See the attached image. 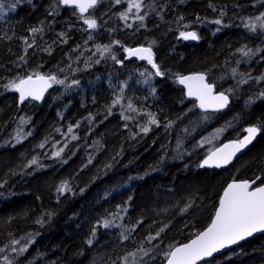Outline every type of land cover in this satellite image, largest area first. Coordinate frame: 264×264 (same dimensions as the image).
Instances as JSON below:
<instances>
[{
  "label": "trees",
  "instance_id": "obj_1",
  "mask_svg": "<svg viewBox=\"0 0 264 264\" xmlns=\"http://www.w3.org/2000/svg\"><path fill=\"white\" fill-rule=\"evenodd\" d=\"M127 7L128 0H99L85 16L99 27L89 30L76 9L58 0H0V248L9 246L0 264L5 255L13 264H122L120 257L137 251L141 241L151 247L146 237L161 228L152 242L158 249L143 260L164 264V252L210 223L230 180L260 176L264 183V132L230 167H199L212 147L239 138L247 125L264 124V79H256L264 75V32L243 27V20L264 13V0H143L140 13L133 9L121 19ZM181 31L200 39L182 40ZM108 44L122 64L108 54L100 58L96 45ZM150 44L165 75L145 83L151 69L125 60L124 48ZM245 45L261 51L242 56L237 49ZM193 72L205 73L218 91L232 90L224 111L202 113L185 98L176 76ZM36 73L65 83L53 84L40 103L19 104L17 92L5 85ZM73 80L79 85L67 87ZM249 98L254 102L246 104ZM149 113L159 126L148 125ZM146 125L147 134L141 131ZM219 129L223 136L216 141ZM33 157L39 166L25 167ZM65 181L72 191L59 195ZM104 219L115 226H97ZM121 233L130 238L122 241ZM29 239L22 255L11 252L13 240L19 247ZM202 264H264V235Z\"/></svg>",
  "mask_w": 264,
  "mask_h": 264
},
{
  "label": "snow or ice",
  "instance_id": "obj_2",
  "mask_svg": "<svg viewBox=\"0 0 264 264\" xmlns=\"http://www.w3.org/2000/svg\"><path fill=\"white\" fill-rule=\"evenodd\" d=\"M99 0H58L59 5L74 7L78 10L81 18L83 19L84 24L87 25V29L95 30L99 27L97 20L95 18L85 17L84 14L90 9H94ZM123 0H115L116 4L122 3ZM143 7V0H128L127 11L121 13V19H127L128 13L135 9L136 13H140L141 8ZM15 8V5H13ZM51 14V13H50ZM146 15V13H145ZM224 13L221 11V16ZM136 19L143 21L144 15H137ZM199 19V18H198ZM213 23L220 25L222 23L221 19H216ZM130 27V25H129ZM243 27L250 32H256L258 29L264 32V13H261L255 18L249 17L243 20ZM40 28L30 29L31 33L40 32ZM219 31V29H217ZM64 36V33L60 34ZM180 38L183 40H198L200 37L195 31H181ZM89 39H92V36H89ZM27 43V41H25ZM119 41H113L112 44H119ZM112 44L108 45H96V51L99 53L101 59L105 58V55H110L111 59L117 64H122L123 61L117 59L116 55L113 54ZM28 47H31V44H27ZM125 53L128 57L135 56L142 61H147L153 69L154 73H141L142 76H145V83H148L152 75L155 76H164L165 73L162 72L159 66L154 62L153 50L151 44L148 47H138L135 49L124 48ZM237 51L245 57H250L255 54V52L261 51L259 48L253 51V49L248 48L246 45L237 49ZM95 55V53H94ZM23 60L24 58L21 57ZM100 63V59L95 61ZM233 73L236 72V69H232ZM251 79V77H249ZM257 81L264 79V75L256 78ZM176 81L183 85L187 89V96L194 97L198 101V107L202 112H218L226 107L230 103L229 92L227 91H214V85L206 81L205 73H195L190 75H177ZM246 79H241L239 83H247ZM65 81L58 79L55 75H41L36 73L35 75L29 74L24 78H18L16 80L10 81L5 85L6 89L15 91L19 93L20 102H24L26 99L31 98L32 100H41L43 98L44 92L50 88L53 84H64ZM78 80H73L71 85H79ZM156 89L153 87L152 92L155 93ZM123 92V87L121 88ZM260 99H264V91H261L259 94ZM253 98H249L246 104L253 103ZM120 103L119 97L113 101V104ZM131 108V105H129ZM109 114H111V109H109ZM148 125L159 126V121L156 119L154 114H148ZM127 119V117H124ZM205 120L209 119L207 115L203 117ZM174 121H169L165 127H171ZM146 125L141 128V131L147 134L150 131V127ZM127 127V125H125ZM72 131V128L69 127V132ZM187 131V129H185ZM224 129H219L217 135L222 133ZM247 135L243 139L232 141L228 144H225L222 148H218L215 151L211 152L206 159L202 161L200 167L205 166L216 168L221 167L222 165L228 164L237 153L245 149L252 141L256 138L258 134L264 132V124H257L249 126L245 129ZM73 139L76 137L73 136ZM135 138V135L133 136ZM44 145L41 144L40 147ZM181 147L180 142H177V148ZM63 148L59 151L54 152L53 157H60L63 152ZM65 163L67 161H64ZM91 163V160L89 161ZM32 165H38V161L35 157L28 162L25 167H31ZM130 180L136 179V177H130ZM143 179V177H139ZM261 180L260 176H257L255 180L248 181H236L233 180L227 185L224 189L223 194L219 198L218 206L215 208L214 216L211 219V223L208 227L199 232L194 239L190 240L188 243L181 244L179 246L170 247V249L163 253L166 264H197L198 261L203 260L206 257H211L213 253L219 252L222 249H225L229 246L236 245L245 239L252 237L255 233H264V183L256 186V182ZM3 185L0 184V188ZM72 189L69 187L68 182H63L58 188L57 192L59 195H64L66 192H70ZM83 191V190H81ZM129 200L132 197L128 198ZM191 203L186 205L184 209H181L182 212L187 211L191 207ZM119 207V206H118ZM126 210V209H125ZM50 215L51 214H47ZM37 223L43 224V219L37 220ZM137 224L142 223V221H137ZM97 226L103 227L105 229L114 227L112 220L104 219L102 221H97ZM97 226L93 227L91 237L87 240V243L91 245L93 239L96 235ZM167 227V226H165ZM133 231L135 230V225H133ZM164 231V228H161L160 231L156 232L155 235H149L146 237V242L151 247H144L145 241H141V247L137 251L128 252L125 256L120 257L122 264H144L143 258L149 256L153 248L158 249V245H153V241L156 240L161 232ZM130 238V233L125 234L121 233V240L126 241ZM32 243V240L29 239L24 245H20V241L13 240L11 242V252L16 255H22L27 251V244ZM9 247L6 245L4 248H0V253L5 252V249ZM4 264H13L12 260L8 255L3 256Z\"/></svg>",
  "mask_w": 264,
  "mask_h": 264
},
{
  "label": "water",
  "instance_id": "obj_3",
  "mask_svg": "<svg viewBox=\"0 0 264 264\" xmlns=\"http://www.w3.org/2000/svg\"><path fill=\"white\" fill-rule=\"evenodd\" d=\"M64 7H66V8H68V9H75L74 7H68V6H64ZM89 12V11H88ZM88 12H86L85 14H84V16L88 13ZM182 39V38H181ZM183 40V39H182ZM188 42H191L192 40H187ZM138 47H141V46H135V47H130V48H132V49H135V48H138ZM143 47H147V46H143ZM128 54L127 53H125L124 52V56L126 57ZM125 60H134V61H136L138 64H143V63H146L147 61H142V60H140L138 57H135V56H131V57H128V59H125ZM195 73H202V72H193V73H187V74H183V75H190V74H195ZM206 81H207V78H206ZM208 82V81H207ZM177 84L179 85V87L183 90V92H184V96H185V98L187 99V100H189V101H194L195 102V106H196V108L200 111V112H202L201 111V109L198 107V101H196V99L194 98V97H188L187 96V89L183 86V85H180L178 82H177ZM214 85V84H213ZM50 90V88H48L45 92H44V95H43V98L41 99V100H32L31 98H29V99H26L25 101H34V102H38V103H40V102H42L43 101V99L45 98V96L47 95V93H48V91ZM214 91H217L216 90V88H215V86H214ZM222 92V91H221ZM18 94V100H19V93H17ZM24 101V102H25ZM23 103V102H22ZM21 102H20V100H19V104H22ZM227 108V107H226ZM225 108V109H226ZM225 109H223V110H221V111H218V112H212V111H209V112H207V113H220V112H222V111H224ZM202 113H205V112H202ZM249 126H251V125H247V126H245L244 128H243V130H242V134H241V136L239 137V138H237V139H228V140H225V141H222V142H220L217 146H215V147H213L211 150H209L208 152H207V154L202 158V160L199 162V167H200V164L202 163V161L204 160V159H206V157L211 153V152H213V151H215L216 149H218V148H222L225 144H228V143H230V142H232V141H236V140H239V139H243V137L245 136V135H247V133L245 132V129L247 128V127H249ZM259 135V134H258ZM258 135L256 136V138L252 141V143L251 144H249L245 149H243V150H241V152H239V153H237L236 154V156L228 163V164H226V165H222L221 167H219V168H216L215 166H212V167H208V166H205V167H203L202 169H206V170H216V171H222V170H224V169H226V168H228V167H230L234 162H236L238 159H240L248 150H249V148L251 147V145L254 143V141L257 139V137H258ZM201 168V167H200ZM253 180H255V179H253ZM233 180H230L226 185H225V187H224V189L227 187V185L229 184V183H231ZM236 181H243V180H236ZM248 181H252V180H248ZM260 185V181L258 180L257 182H256V186H259ZM224 189H223V191H224ZM223 191H222V193H221V195L223 194ZM219 202V201H218ZM217 206H218V204H217ZM213 216H214V214H213ZM212 216V217H213ZM212 219V218H211ZM210 223H211V221H210ZM209 223V224H210ZM208 224V225H209ZM208 225L202 230V231H204L207 227H208ZM202 231H200V232H202ZM264 235V233H255L252 237H249V238H247V239H245L244 241H241V242H239V243H243V242H246V241H248V240H250V239H252V238H254V237H257V236H263ZM196 236V235H195ZM195 236L193 237V238H191L190 240H192V239H194L195 238ZM189 240V241H190ZM189 241H187V242H185V243H188ZM185 243H183V244H185ZM238 243V244H239ZM181 245V244H180ZM237 245V244H236ZM179 246V245H178ZM233 246H235V245H232V246H229V247H227V248H225V249H222V250H220L219 252H216V253H213V255L211 256V257H206V258H204L203 260H201V261H198L197 262V264H202L203 262H205V261H207V260H209V259H211V258H215V257H217V256H220V255H222V254H224V253H226L231 247H233ZM164 264H166V261H165V263Z\"/></svg>",
  "mask_w": 264,
  "mask_h": 264
},
{
  "label": "rangeland",
  "instance_id": "obj_4",
  "mask_svg": "<svg viewBox=\"0 0 264 264\" xmlns=\"http://www.w3.org/2000/svg\"><path fill=\"white\" fill-rule=\"evenodd\" d=\"M146 64L149 66L148 69L149 70L151 69L152 73H154L155 70L151 67V65H149L147 62H146ZM222 136H223V133H220L219 135L216 134L214 140L220 141Z\"/></svg>",
  "mask_w": 264,
  "mask_h": 264
},
{
  "label": "bare ground",
  "instance_id": "obj_5",
  "mask_svg": "<svg viewBox=\"0 0 264 264\" xmlns=\"http://www.w3.org/2000/svg\"><path fill=\"white\" fill-rule=\"evenodd\" d=\"M86 16V15H85Z\"/></svg>",
  "mask_w": 264,
  "mask_h": 264
}]
</instances>
